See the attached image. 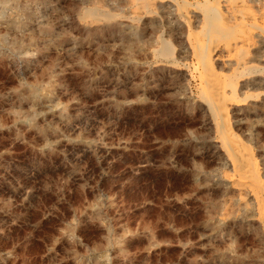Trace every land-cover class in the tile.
<instances>
[{
	"label": "rangeland",
	"instance_id": "rangeland-1",
	"mask_svg": "<svg viewBox=\"0 0 264 264\" xmlns=\"http://www.w3.org/2000/svg\"><path fill=\"white\" fill-rule=\"evenodd\" d=\"M263 2L0 0V264H264Z\"/></svg>",
	"mask_w": 264,
	"mask_h": 264
},
{
	"label": "bare ground",
	"instance_id": "bare-ground-1",
	"mask_svg": "<svg viewBox=\"0 0 264 264\" xmlns=\"http://www.w3.org/2000/svg\"><path fill=\"white\" fill-rule=\"evenodd\" d=\"M159 1V0H158ZM251 2V1H250ZM254 2V1H253ZM161 3V2H160ZM165 3H167V2H165ZM213 3V2H212ZM264 3V2H263ZM226 4V3H225ZM259 4V3H258ZM132 5H134V4H132ZM155 5V4H154ZM168 5V4H167ZM213 5H214V3H213ZM212 5V6H213ZM173 6V5H172ZM242 6H243V4H242ZM262 6V5H261ZM156 7H157V3H156ZM168 7V6H167ZM161 8H163V7H161ZM211 8V7H210ZM229 8V7H228ZM257 8H258V6H257ZM242 9V8H241ZM246 9V8H245ZM248 9V8H247ZM263 9V8H262ZM141 10V9H140ZM175 10V9H174ZM212 10V9H211ZM228 10V9H227ZM259 10V9H258ZM143 11V10H142ZM217 11H218V9H217ZM221 11V10H220ZM229 11V10H228ZM227 11V12H228ZM138 12V11H137ZM147 13V12H146ZM212 13V15H216V11L215 10H213V12H211ZM229 13H231V12H229ZM248 13V12H247ZM135 14V13H134ZM144 14V13H143ZM171 14V13H170ZM222 14H223V12H222ZM172 15V14H171ZM174 15V14H173ZM183 15V14H182ZM211 14L210 15H208V16H206L205 18H204V24H203V26H204V29L206 30V33L204 34V35H208V34H212L213 36L212 37H214V35L217 37L218 36V38H219V36H223V35H225L227 32H231V31H234L233 29H231V30H227V28L228 27H226L227 25H223V26H225V30H227V32L226 31H223V29H221V26H220V23H219V21L216 19V17L215 16H212ZM135 16V15H134ZM141 16V15H140ZM139 16V17H140ZM143 16V15H142ZM167 16V15H166ZM221 16L222 15H220V19H221ZM123 17V16H122ZM125 17V16H124ZM236 17H237V15H236ZM132 18V17H131ZM249 18V17H248ZM243 19V18H242ZM134 20V19H133ZM226 20V19H225ZM238 20V19H237ZM253 20V19H252ZM234 21V20H233ZM261 22H263V20L261 21ZM200 23V22H199ZM226 23H228V22H226ZM242 23V22H241ZM252 23V22H251ZM250 23V24H251ZM253 23H255V22H253ZM221 24H223V23H221ZM235 24V23H234ZM239 24V23H238ZM249 24V23H248ZM228 26H229V24H228ZM231 26V25H230ZM229 26V27H230ZM237 26V25H236ZM235 26V27H236ZM239 26V25H238ZM252 26V25H251ZM232 27H234V26H232ZM231 27V28H232ZM255 27H259V26H255ZM243 28V27H242ZM245 28H247L246 26H245ZM254 28V27H253ZM229 29V28H228ZM239 29H241V28H239ZM259 29V28H258ZM262 29V28H261ZM236 30V29H235ZM243 30H244V28H243ZM238 31V30H237ZM251 31H253V30H251ZM250 31V32H251ZM255 31V30H254ZM258 31V30H257ZM203 32H204V30H203ZM247 32V31H246ZM194 33V32H193ZM234 33V32H233ZM252 33V32H251ZM242 34H244V33H242ZM250 34V33H249ZM256 34V33H255ZM258 34V33H257ZM179 35V34H178ZM209 36V35H208ZM241 36V35H240ZM181 37V36H180ZM197 37V36H196ZM199 37H200V35H199ZM215 37V39H217ZM237 37V36H236ZM243 38V37H242ZM241 38V39H242ZM244 38H245V36H244ZM253 38H254V36H253ZM260 38V37H259ZM264 38V37H263ZM219 39H221V37L219 38ZM247 39V38H246ZM245 39V40H246ZM255 39V38H254ZM204 40V39H203ZM206 40V39H205ZM226 40H228L227 38H226ZM230 40V39H229ZM256 40V39H255ZM182 41V40H181ZM217 41H218V39H217ZM216 40H215V44H216V42H217ZM221 41V40H220ZM223 41H224V39H223ZM244 41V40H243ZM199 42V41H198ZM197 42V43H198ZM210 42V41H209ZM212 42V41H211ZM237 42V41H236ZM262 42V41H261ZM260 42V43H261ZM165 43V42H164ZM206 43H208V42H206ZM212 43H214V42H212ZM233 43V42H232ZM231 43V44H232ZM196 44V43H195ZM211 44V43H210ZM204 45V44H203ZM209 45V44H208ZM206 46V47H201L199 50L198 49H195L194 48V52H196V50H198V52H197V55H196V57L197 58H199L198 60L202 63V64H200L201 66H202V68H203V74L205 73V69L204 68H206L207 69V71H206V76H208L207 78H204V80H205V82L206 83H204V85H205V87H206V91H203L205 94H204V96H203V100H206V102H207V106H208V109H209V111L211 112V114H212V116H213V119H214V122L216 123V125H217V128H218V130H219V133H221L222 134V136H221V138H222V142L223 143H225V145H226V147H227V149H226V151H227V154L231 157V159H232V164H233V167L236 169V171H237V174H238V172H239V174H240V178L242 179L241 181L238 179V183H239V181L240 182H242V184H241V186L243 187V188H246V189H248V187L249 186H254V188H256L257 186L260 188V184L258 185V174H257V171H256V168H255V166L251 163V161H250V155H248V154H246V153H242L243 155H238V153H237V149L236 148H234V143H236L235 141H234V137H233V135H231L230 134V132L228 131V129H227V125H226V121H225V116H226V111H227V109H226V106H225V100L229 97V96H227V98L225 99V97H226V95H225V97L223 96V87L221 86V84H220V82H219V80H218V77H216L215 76V74L214 73H216V72H213L212 70H211V65H210V61L212 60V59H214V57L216 58V56H217V52L218 51H216V49L214 48V47H211V46ZM247 45V44H246ZM184 46V45H183ZM194 46V45H193ZM202 46V45H201ZM237 46V45H236ZM239 46V45H238ZM237 46V47H238ZM199 47V46H198ZM217 47V46H216ZM241 47V46H240ZM183 48V47H182ZM248 48V47H247ZM159 49H161V48H159ZM230 49V48H229ZM235 49H237V48H235ZM240 49V48H239ZM224 50V49H223ZM258 50H260V49H258ZM155 51V50H154ZM161 52H165V53H169L170 52V48L167 46V45H164V48L163 49H161L160 50ZM187 51V50H186ZM222 51V50H221ZM232 51V50H231ZM237 51V50H236ZM249 51V50H248ZM251 51V50H250ZM220 52V51H219ZM246 52H247V50H246ZM248 53V52H247ZM256 53V52H255ZM231 54V53H230ZM235 55V54H234ZM195 57V58H196ZM229 57V56H228ZM231 57V56H230ZM236 57V56H235ZM238 57V56H237ZM236 57V58H237ZM241 57V56H240ZM264 58V57H263ZM170 59V58H169ZM245 59V58H244ZM217 60V59H216ZM221 60V59H220ZM224 60H226V59H224ZM167 61V60H166ZM172 61V60H171ZM199 61H197V62H199ZM242 61H244V60H242ZM249 61V60H248ZM255 61V60H254ZM216 62V61H215ZM178 63V62H177ZM239 63V62H238ZM213 64V63H212ZM241 64V63H240ZM247 64V63H246ZM245 65V64H244ZM252 65V64H251ZM200 66V67H201ZM239 68L238 69H240V65L238 66ZM257 67V66H256ZM259 67V66H258ZM264 67V66H263ZM262 67V68H263ZM202 68H200L201 70H202ZM234 69V68H233ZM252 69H254V68H252ZM205 70V71H204ZM247 70H248V68H247ZM261 70V69H260ZM234 71V70H233ZM258 71V70H257ZM262 71V70H261ZM201 72V71H200ZM201 72V73H202ZM256 74V73H255ZM254 74V75H255ZM201 75V74H200ZM205 75V74H204ZM246 75V74H245ZM259 75V74H258ZM211 76V77H210ZM213 76V77H212ZM244 76V75H243ZM243 76H242V78H243ZM248 76V75H247ZM201 77V76H200ZM225 77H227V76H225ZM224 77V78H225ZM202 78V77H201ZM250 78V77H249ZM232 80H234V79H232ZM236 81H237V79H236ZM235 81V82H236ZM204 82V81H203ZM245 83V82H244ZM247 83V82H246ZM225 84H226V82H225ZM245 85V84H244ZM224 86V85H223ZM227 86H228V84H227ZM241 86V85H240ZM248 86V85H247ZM249 86H250V84H249ZM251 87H253V86H251ZM250 87V88H251ZM242 88V87H241ZM202 89V88H201ZM203 89H204V87H203ZM226 89V88H225ZM227 90V89H226ZM236 90V89H235ZM239 90V89H238ZM228 91V90H227ZM230 91V90H229ZM202 92V91H201ZM237 93V92H236ZM232 97V96H231ZM235 98H236V96H234ZM247 97V96H246ZM234 98V99H235ZM238 98V97H237ZM229 99H230V97H229ZM233 99V98H232ZM228 102H230V101H228ZM234 103H235V101H233ZM239 102V101H238ZM233 105V104H232ZM236 106V105H235ZM239 144V143H238ZM237 144V145H238ZM236 145V144H235ZM237 147V146H236ZM235 149H236V151H235ZM230 160V159H229ZM255 164V163H254ZM234 174V173H233ZM239 174H238V176H239ZM235 180V179H234ZM262 181V180H261ZM236 182H237V180H236ZM231 184H233V182H230ZM236 184V183H235ZM240 184V183H239ZM237 185V184H236ZM239 186V185H238ZM255 191H257V189L255 190ZM242 192V191H241ZM249 195V194H248Z\"/></svg>",
	"mask_w": 264,
	"mask_h": 264
}]
</instances>
